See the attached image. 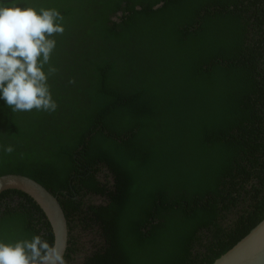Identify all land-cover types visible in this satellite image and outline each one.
Wrapping results in <instances>:
<instances>
[{"label":"trees","instance_id":"1","mask_svg":"<svg viewBox=\"0 0 264 264\" xmlns=\"http://www.w3.org/2000/svg\"><path fill=\"white\" fill-rule=\"evenodd\" d=\"M26 2L64 17L58 107L0 100V175L53 193L69 234L77 215L100 223L81 264H211L264 219V0ZM0 224L5 243H53L21 191L0 194Z\"/></svg>","mask_w":264,"mask_h":264},{"label":"clouds","instance_id":"2","mask_svg":"<svg viewBox=\"0 0 264 264\" xmlns=\"http://www.w3.org/2000/svg\"><path fill=\"white\" fill-rule=\"evenodd\" d=\"M63 21V15L55 8L37 10L26 0H0V100L13 111L57 109L48 80L58 71L50 61L56 48L55 36L65 30ZM3 151L11 154L14 147L3 146ZM0 264H64V261L54 254L46 240L33 235L30 240L0 241Z\"/></svg>","mask_w":264,"mask_h":264},{"label":"water","instance_id":"3","mask_svg":"<svg viewBox=\"0 0 264 264\" xmlns=\"http://www.w3.org/2000/svg\"><path fill=\"white\" fill-rule=\"evenodd\" d=\"M6 190L21 191L39 206L53 233L54 254L62 256L69 234L67 220L57 197L36 180L17 173L0 175V194ZM211 264H264V219Z\"/></svg>","mask_w":264,"mask_h":264},{"label":"flooded vegetation","instance_id":"4","mask_svg":"<svg viewBox=\"0 0 264 264\" xmlns=\"http://www.w3.org/2000/svg\"><path fill=\"white\" fill-rule=\"evenodd\" d=\"M97 196L101 197L103 199V202H101V203H93V202L89 203L88 202V203H86L87 204L86 206H89L92 203L94 205H104L106 203L105 196H102V195H97ZM73 198L76 201L78 199L76 196H74ZM61 207H62V205H61ZM64 215H65V213H64ZM72 218L75 219L73 224H77V226L74 225V227L71 229L70 234H69V229H68V234H69L68 239L71 240V242L70 243L67 242V246L65 248L64 254L62 255V258H63V261L65 262L64 256L66 254V249L70 245L69 247L71 248V251H70L71 254L69 255V257H70L69 264H81L83 262L84 255H89L101 243V241L103 239V235H102V232L100 229L101 228L100 223H98L96 221H90L89 222L90 223V229L84 230V226H87V224L84 223L83 220L80 219V216L77 215V216L72 217ZM5 229L6 228L0 224V235L2 237L6 236L4 234ZM88 231L89 232L91 231V236H90L89 240H87V243L90 247V251H88L84 255L81 253L79 258H78L79 260H77L76 257L79 254V250L81 249V244L83 242L82 236L84 233H88ZM70 235H71V237H70ZM43 239L46 240L44 237H43ZM53 243H54V237H53ZM53 243H52L51 247H53Z\"/></svg>","mask_w":264,"mask_h":264},{"label":"rangeland","instance_id":"5","mask_svg":"<svg viewBox=\"0 0 264 264\" xmlns=\"http://www.w3.org/2000/svg\"><path fill=\"white\" fill-rule=\"evenodd\" d=\"M99 178H104V174L103 173H100L99 174ZM83 200L85 202H93V203H101L103 202V199L99 196H86L85 198H83ZM91 234L90 233H84L83 236H82V239H83V242L81 244V249L79 250V254L77 255L76 259L79 260V256L80 254L82 253L83 255L85 253H87L89 250H90V247L87 243V240H89Z\"/></svg>","mask_w":264,"mask_h":264}]
</instances>
